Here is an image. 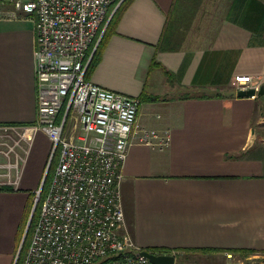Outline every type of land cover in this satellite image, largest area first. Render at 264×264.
Masks as SVG:
<instances>
[{
  "label": "crops",
  "instance_id": "obj_1",
  "mask_svg": "<svg viewBox=\"0 0 264 264\" xmlns=\"http://www.w3.org/2000/svg\"><path fill=\"white\" fill-rule=\"evenodd\" d=\"M35 40L29 18L0 16V126L37 123ZM239 76L264 87V0L124 9L90 80L139 99V126L171 136L165 151L132 145L124 165V231L142 251L176 252V264L241 257L199 249L264 252V96L238 97ZM37 135L17 188L0 191V264L16 262L48 163L51 142Z\"/></svg>",
  "mask_w": 264,
  "mask_h": 264
},
{
  "label": "built area",
  "instance_id": "obj_2",
  "mask_svg": "<svg viewBox=\"0 0 264 264\" xmlns=\"http://www.w3.org/2000/svg\"><path fill=\"white\" fill-rule=\"evenodd\" d=\"M117 1L2 3L10 8L1 17L34 24L38 119L0 126V189L17 188L38 132L47 135L53 156L59 153L22 264H152L124 231L121 183L132 145L165 151L171 136L139 126V99L86 80L89 50ZM234 80L237 92L260 89L251 76ZM250 259L264 264V255Z\"/></svg>",
  "mask_w": 264,
  "mask_h": 264
},
{
  "label": "trees",
  "instance_id": "obj_3",
  "mask_svg": "<svg viewBox=\"0 0 264 264\" xmlns=\"http://www.w3.org/2000/svg\"><path fill=\"white\" fill-rule=\"evenodd\" d=\"M121 0H118L109 10L108 12V16L106 17V20L105 22L103 23L102 27H101V30L99 31L93 45L91 46L90 50H89V53L88 55L91 56L94 49H95V46L96 44L98 43L97 47H96V50L93 54V57L89 63V66L87 68V72H86V80H90L95 69L97 68V66L100 64V62L102 61V57H103V53H104V50L105 48L107 47L108 43H109V40L110 38L116 34V29H117V25H118V22H119V19L124 11V9L127 7V5L132 1V0H124L119 8L115 11L114 15L112 16L111 20L109 21V23L107 24V27L105 28V31L103 32L104 30V27L109 19V17L111 16L112 12L114 11L115 7L118 5V3L120 2ZM103 32V34H102ZM102 35V36H101ZM171 79V78H170ZM190 97H184L183 99H188ZM58 153H56V155L54 156L53 158V161H52V166L50 167L49 169V172L47 174V177H46V180H45V183H44V186H43V189H42V192H41V195H40V203L42 202V200L44 199V197L46 196V193H47V189H48V186L50 184V181H51V178H52V173H54L53 171V164H54V161L57 159V155ZM57 165V164H56ZM56 167V166H55ZM0 191H13V189H10V188H2L0 189ZM39 214H40V205L37 206L35 212H34V215L32 217V220H31V225L29 227V230H28V234L25 238V241L22 245V248H21V251H20V254L18 256V259H17V262L16 264H22L23 262V258H24V255L26 253V250L30 244V238H31V235H32V232H33V227L35 225V223L37 222L38 218H39ZM150 252L151 253H154V254H157V255H162V253H165V251L161 250V249H150ZM190 251H187V253H189ZM197 252H200V253H214V252H219V253H232L234 255H241L242 258H248L250 257L251 255H257V254H264L263 251L261 252H258V251H254V250H229V249H199ZM233 255V256H234Z\"/></svg>",
  "mask_w": 264,
  "mask_h": 264
},
{
  "label": "water",
  "instance_id": "obj_4",
  "mask_svg": "<svg viewBox=\"0 0 264 264\" xmlns=\"http://www.w3.org/2000/svg\"><path fill=\"white\" fill-rule=\"evenodd\" d=\"M123 1H124V0H121V1L118 3V5L115 7L114 11L112 12L110 18L108 19V21H107V23H106V25H105V27H104L103 32L105 31V28L107 27V24H108L109 21L111 20V18H112V16L114 15L115 11L119 8L120 4H121ZM103 32H102V34H103ZM101 36H102V35H101ZM98 43H99V41H98ZM97 45H98V44H97ZM97 45H96V47H97ZM96 47H95V49H94V51H93V53H92V55H91V59H92L93 54H94V52H95V50H96ZM91 59H90V61H91ZM237 96H238V97H262V96H264V87L262 86L261 89H260L259 91H255V90L239 91V92L237 93ZM46 177H47V175L43 178V180H42V182H41L40 188H39V190H38V195L42 192V188H43V186H44V183H45ZM36 206H37V204H36V202H35L34 205H33V209H32V215H31V217H30V219H29V223H28V225H27V229H26L25 235H24L23 240H22V243H21V247H20V249H19V251H18V256H19V254H20V251H21L22 245H23V243H24V241H25V238H26V236H27V234H28V230H29V227H30V224H31V220H32V217H33V215H34V212H35ZM141 255L144 256V257H146L147 259H149L150 262H151L152 264H176V258H175L174 256H171V255H157V254L151 253L150 251H146V250H145V251H142V252H141ZM18 256H17V259H18ZM17 259H16V261H17ZM15 263H16V262H15Z\"/></svg>",
  "mask_w": 264,
  "mask_h": 264
},
{
  "label": "rangeland",
  "instance_id": "obj_5",
  "mask_svg": "<svg viewBox=\"0 0 264 264\" xmlns=\"http://www.w3.org/2000/svg\"><path fill=\"white\" fill-rule=\"evenodd\" d=\"M108 16V15H107ZM110 18V17H109ZM37 134L35 135V140H34V142H33V147H32V149H31V151H30V154H29V162H30V160H31V158H33V156L35 155V151H36V148L41 144V141H38L37 142ZM58 153V152H57ZM56 155V154H55ZM58 156H57V159L54 161V164H53V170H54V168H55V166H56V164L58 163V157H59V153L57 154ZM53 158H54V156H53V153H52V151L50 152V155H49V158H48V163H47V166H46V169H45V173H44V175H43V178L48 174V172H49V169H50V167L52 166V161H53ZM54 172V171H53ZM24 174H25V171H24ZM53 174V173H52ZM43 178H42V180H43ZM42 182V181H41ZM49 187V186H48ZM43 189V188H42ZM36 199V198H35ZM35 203V200H34V202H33V204ZM40 203V199H39V202L37 203V206L38 205H40L39 204ZM37 206H36V208H37ZM36 210V209H35ZM31 225V224H30ZM35 226V225H34ZM33 229H34V227H33ZM215 254H219V252H214ZM222 254H224V253H222ZM259 255H264V254H257V255H251V257H253V256H259ZM225 257H226V254H225ZM221 258H222V256H218L217 257V259H219V260H221ZM227 258L228 257H226L225 259L227 260ZM236 258L237 259H235V261L236 262H238V263H240V264H250V262H253V260H249V258H242V256L240 257V256H236ZM256 261H258L257 259H256ZM177 264H183L182 263V259L181 258H178L177 259Z\"/></svg>",
  "mask_w": 264,
  "mask_h": 264
}]
</instances>
